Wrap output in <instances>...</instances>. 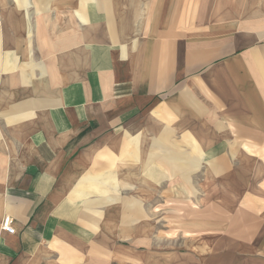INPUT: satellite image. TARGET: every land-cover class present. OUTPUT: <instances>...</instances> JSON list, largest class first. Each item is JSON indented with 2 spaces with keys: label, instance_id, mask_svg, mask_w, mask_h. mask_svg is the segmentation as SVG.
Listing matches in <instances>:
<instances>
[{
  "label": "crops",
  "instance_id": "1",
  "mask_svg": "<svg viewBox=\"0 0 264 264\" xmlns=\"http://www.w3.org/2000/svg\"><path fill=\"white\" fill-rule=\"evenodd\" d=\"M10 1L0 264H264V0Z\"/></svg>",
  "mask_w": 264,
  "mask_h": 264
},
{
  "label": "built area",
  "instance_id": "2",
  "mask_svg": "<svg viewBox=\"0 0 264 264\" xmlns=\"http://www.w3.org/2000/svg\"><path fill=\"white\" fill-rule=\"evenodd\" d=\"M1 229L8 234H15L14 219L11 216H5L1 222Z\"/></svg>",
  "mask_w": 264,
  "mask_h": 264
},
{
  "label": "rangeland",
  "instance_id": "3",
  "mask_svg": "<svg viewBox=\"0 0 264 264\" xmlns=\"http://www.w3.org/2000/svg\"><path fill=\"white\" fill-rule=\"evenodd\" d=\"M1 5V4H0ZM12 5V1L8 0V6Z\"/></svg>",
  "mask_w": 264,
  "mask_h": 264
}]
</instances>
